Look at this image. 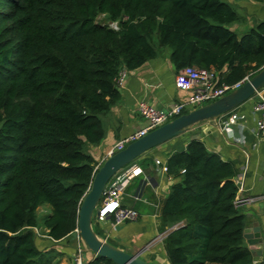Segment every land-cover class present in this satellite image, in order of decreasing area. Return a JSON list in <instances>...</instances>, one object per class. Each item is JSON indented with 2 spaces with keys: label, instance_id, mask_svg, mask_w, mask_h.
<instances>
[{
  "label": "trees",
  "instance_id": "16d2710c",
  "mask_svg": "<svg viewBox=\"0 0 264 264\" xmlns=\"http://www.w3.org/2000/svg\"><path fill=\"white\" fill-rule=\"evenodd\" d=\"M241 20L225 0H0V264H53L54 243L75 248L97 171L87 150L120 100L118 72L167 50L175 72L213 70L235 85L264 67V21L239 36L230 28ZM166 169L176 182L157 219L159 233L175 227L162 240L168 264H264L243 239L231 164L191 140Z\"/></svg>",
  "mask_w": 264,
  "mask_h": 264
},
{
  "label": "crops",
  "instance_id": "0c3cea01",
  "mask_svg": "<svg viewBox=\"0 0 264 264\" xmlns=\"http://www.w3.org/2000/svg\"><path fill=\"white\" fill-rule=\"evenodd\" d=\"M225 2L235 7L238 11L235 9L236 13L242 19L240 24L230 28L239 36L264 21V3L257 4L251 0H225ZM175 73L168 59V51H162L156 59L146 62L134 71L127 72L125 82L118 88L119 102L102 118L105 131L103 140L87 150L96 162V169L108 158V152L117 142L143 127L144 123L135 111L139 101L166 110L171 105L188 98L187 93L175 88ZM260 92L264 97V89ZM257 101V97H252L218 120L207 121L190 128L182 135L144 154L142 158L147 161L143 166L137 163L127 168V170L140 169L141 174L130 180L122 196L121 205L136 211L138 218L132 222L133 225L125 229H116L115 233L106 228L104 232L102 231L104 226L112 223L106 221L99 227L102 238H98L105 242L111 241V245L129 255H138L147 264H166L162 241H156V238L162 234L158 232L157 218L160 203L176 181L161 169L166 166L170 155L185 151L191 140H198L204 144L209 153L216 154L221 161L233 166L236 172L234 182L238 190L236 200L258 198L253 204L237 207V210L251 222L253 220L258 222L260 226L261 255L254 259L255 262H259L264 256V142L255 135L258 115L253 113L252 108ZM229 117L235 118L234 125L227 124ZM42 233L44 234L45 231L42 230ZM41 238L45 239L43 243H47L49 247L50 243L46 237L41 236ZM72 240L75 248L64 242L54 243L52 248H57L62 255L55 258L53 264H73V255L78 243L75 236ZM141 246L143 247L140 248ZM246 246L250 250H257L255 246L247 244ZM86 252L83 254L84 261L95 257Z\"/></svg>",
  "mask_w": 264,
  "mask_h": 264
},
{
  "label": "built area",
  "instance_id": "2783aa9c",
  "mask_svg": "<svg viewBox=\"0 0 264 264\" xmlns=\"http://www.w3.org/2000/svg\"><path fill=\"white\" fill-rule=\"evenodd\" d=\"M109 27L113 30H117L115 24H110ZM126 75L127 71L124 69H121L118 72L114 79L117 88H120L123 85ZM248 79L249 78L246 77L232 86L225 84L218 85V79L213 70L197 69L193 67H185L179 70L175 73L174 85L178 91L187 93L188 98L183 102L171 105L166 110L155 108L145 101H139L135 106V111L142 119L144 123L143 127L125 139L117 142L108 152V157L122 151L130 143H133L157 128L162 127L166 123L182 115L184 112H191L224 97L231 91L239 88ZM253 97H257L258 99V101L253 104L252 108L253 113L258 115L255 125V135L260 141L264 142V97L261 95L260 91L256 92ZM227 124L234 125L235 118L229 117ZM125 170L118 172L107 183L93 214V225L100 227L106 221H111L113 226H120L124 223H132L137 220V212L133 209L123 207L121 205V200L130 180L133 177L139 176L141 171L140 169ZM161 170L163 173H166V166H163ZM181 173H183V171H181ZM257 199L258 198L237 199L235 200L234 205L236 208L240 206H248L253 204ZM174 228L175 227L160 234L156 240L158 239L162 241L166 234ZM74 236L78 246L73 255V264H83V254L86 252V249L81 244L77 228L74 230Z\"/></svg>",
  "mask_w": 264,
  "mask_h": 264
},
{
  "label": "water",
  "instance_id": "95a60500",
  "mask_svg": "<svg viewBox=\"0 0 264 264\" xmlns=\"http://www.w3.org/2000/svg\"><path fill=\"white\" fill-rule=\"evenodd\" d=\"M264 89V67L245 81L239 88L224 97L180 115L162 127L127 145L122 151L108 157L98 167L92 178L88 191L83 196L77 213V231L81 244L86 251L97 258L111 261L113 264H147L138 255H129L113 245L99 239L93 229L92 217L102 197L107 183L122 169L147 152L182 135L190 128L207 121H215L234 111L250 100L254 94ZM249 224V225H248ZM243 239L248 246H255L256 256L261 255L259 249L261 231L258 222L247 217Z\"/></svg>",
  "mask_w": 264,
  "mask_h": 264
},
{
  "label": "rangeland",
  "instance_id": "374dc122",
  "mask_svg": "<svg viewBox=\"0 0 264 264\" xmlns=\"http://www.w3.org/2000/svg\"><path fill=\"white\" fill-rule=\"evenodd\" d=\"M234 9H236L235 7H233ZM236 11H237V9H236ZM238 12V11H237ZM97 22H99V23H103V21L100 19V17L97 19ZM167 51V50H166ZM38 214L39 215H41L42 213L41 212H38ZM134 223H124V224H122V225H120V226H113V223H110V224H108V225H106V226H104L103 227V232H104V230H105V228L108 230V231H110V232H112V233H115V230L117 229H119L120 230V228L121 229H125V228H127V227H129V226H131V225H133ZM99 231H101L100 229H99ZM107 231V232H108ZM153 236H155V233L153 234ZM156 241H158V239L156 240ZM111 242V241H110ZM117 242V241H116ZM116 246V245H115ZM143 246H141L140 248H142ZM55 256V258L57 259V257H59V255H54ZM166 264H168L167 263V260H166Z\"/></svg>",
  "mask_w": 264,
  "mask_h": 264
}]
</instances>
